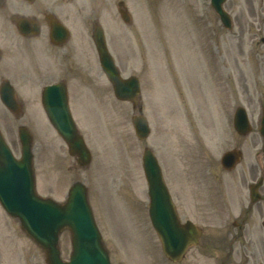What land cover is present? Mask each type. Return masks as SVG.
Masks as SVG:
<instances>
[{"label": "rangeland", "instance_id": "rangeland-1", "mask_svg": "<svg viewBox=\"0 0 264 264\" xmlns=\"http://www.w3.org/2000/svg\"><path fill=\"white\" fill-rule=\"evenodd\" d=\"M121 1L131 23L125 24L114 15L116 7L107 5L101 12L107 20L99 24L117 52H135L136 62L128 61L124 73L141 80L140 103L151 130L147 140L134 135L130 120L136 109L116 101L107 86L102 99L74 98L75 111L90 124L80 125L91 152L84 170L76 169L39 113L29 110L15 119L0 104L7 144L19 156L17 125H28L39 195L62 202L74 181L84 183L111 264H173L163 256L148 219L141 167L145 147L157 157L179 215L203 230L197 247L178 264H264V181L262 200L248 211L245 187L261 174L259 164L264 172L258 133L264 108V0H227L231 30L221 26L209 0ZM77 24L91 30V22L87 27ZM238 106L246 109L252 125L244 137L232 128ZM231 149H239L242 158L226 172L220 157ZM59 248L67 260L68 231L61 233ZM0 264H45L42 250L1 209Z\"/></svg>", "mask_w": 264, "mask_h": 264}, {"label": "water", "instance_id": "water-1", "mask_svg": "<svg viewBox=\"0 0 264 264\" xmlns=\"http://www.w3.org/2000/svg\"><path fill=\"white\" fill-rule=\"evenodd\" d=\"M223 1L213 0V6L222 23L229 27L227 15L221 10ZM121 15L125 21L128 20L124 12H121ZM94 42L101 65L114 84L116 97L134 101V96L139 92L138 83L136 80L119 78L107 54L100 28L95 29ZM3 93V102L7 105L12 103L8 91L3 89ZM51 122L68 143L71 154H77L82 162L88 163L89 153L81 138L77 136L71 120L66 117L62 119L57 114L51 116ZM132 123L137 137L144 139L148 134L145 119L134 117ZM234 127L240 135H245L250 130L247 116L241 108L236 111ZM19 135L23 145V157L20 161H15L11 157L0 135L1 204L10 215L20 219L22 229L43 248L47 264H109L91 210L87 205L85 189L78 184L72 187L64 205L38 198L34 192L31 169L30 136L24 130L20 131ZM239 155L237 151L226 153L221 160L222 166L225 169L233 168ZM143 169L148 185L152 225L161 241L164 254L172 261H179L185 249L196 244L201 232L189 222L185 225L178 223L156 160L147 149L144 151ZM65 228L71 232L72 255L69 262L63 263L59 258L57 241L59 233Z\"/></svg>", "mask_w": 264, "mask_h": 264}, {"label": "flooded vegetation", "instance_id": "flooded-vegetation-1", "mask_svg": "<svg viewBox=\"0 0 264 264\" xmlns=\"http://www.w3.org/2000/svg\"><path fill=\"white\" fill-rule=\"evenodd\" d=\"M120 1L0 0V87L12 86L22 106V100L35 101L36 94L41 96L49 85L65 86L68 93L70 86L93 87L98 92L103 80L97 54L90 48L91 31L80 29L77 23L94 25L101 20L96 10ZM67 23L77 29H52L55 24L68 27ZM57 33L65 35L60 43L51 38ZM116 56L124 67L126 61L123 64L120 55ZM29 89L33 94H27ZM75 97L81 95L76 92Z\"/></svg>", "mask_w": 264, "mask_h": 264}]
</instances>
